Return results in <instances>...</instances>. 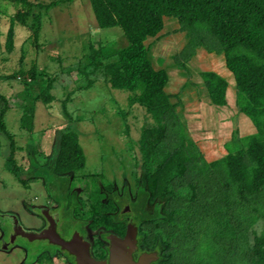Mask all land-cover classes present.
I'll return each instance as SVG.
<instances>
[{"label":"rangeland","instance_id":"374dc122","mask_svg":"<svg viewBox=\"0 0 264 264\" xmlns=\"http://www.w3.org/2000/svg\"><path fill=\"white\" fill-rule=\"evenodd\" d=\"M28 1L46 6L60 0ZM26 10L22 3L0 0V109L6 101L4 127L13 140L15 163L24 170L18 180L6 169L10 142L0 132V222L11 227L4 217L12 214L25 229H30L31 219L37 217L40 208H52L67 220L60 227L64 233L69 231L72 218L76 224L88 218L86 214L95 202L96 187L120 198L127 193L134 201L139 188L156 178L157 192L162 193L170 163L161 169L156 163L145 166L141 152L142 141L157 124L130 99V93L113 90L106 81V66L116 62L119 52L128 46L123 32L118 28L99 29L89 0L63 1L41 11L40 25L35 17L24 25L15 23L14 47L8 53L5 44L10 16L14 18ZM145 45L153 68L165 71L169 78L164 91L174 107L176 122L165 133L171 150L182 144L189 152L193 144L211 164L228 155L227 144L257 134L253 123L238 112L234 75L227 69L223 55L210 52L217 49V44L208 34L183 31L177 21L165 18L162 32L148 39ZM202 73H215L227 82L226 106L219 108L210 103ZM45 95L51 100L44 101ZM29 108L33 110L30 133L21 127L23 113ZM70 132L78 136L85 158L78 173L67 175L80 205L75 216L76 198L68 195L66 183H59L62 188H50L49 194L45 187L50 185L51 177L41 167L50 159L55 161L61 137ZM181 137L185 139L181 141ZM146 167H150L149 172ZM217 179L214 174L197 177L192 185L194 196L189 200L157 195L155 202L145 209L152 214L156 204L162 206L160 217L142 229L145 248L155 250L162 245L169 264H250L240 256H227L218 246V239L213 243L216 221H222L219 220L222 216L229 217L232 202L247 210L243 215L250 216L246 204L235 194L227 192V197L220 196L222 187ZM182 185H187L184 175H176L166 190ZM180 209L184 210L181 214ZM221 210L228 212L222 215ZM247 232L253 233L249 234V242L247 239L239 242L241 255L255 237L264 235V215L252 220ZM2 238L0 232V241ZM92 239L97 242L96 231ZM210 244L216 248L215 254ZM16 245L34 252L26 264H34L36 256H42L39 261L46 260L49 264V255L58 252L54 247L41 242L30 244L22 238ZM3 247L0 264L23 263L24 250L12 245L5 253Z\"/></svg>","mask_w":264,"mask_h":264},{"label":"trees","instance_id":"16d2710c","mask_svg":"<svg viewBox=\"0 0 264 264\" xmlns=\"http://www.w3.org/2000/svg\"><path fill=\"white\" fill-rule=\"evenodd\" d=\"M1 1L19 2L27 9L26 12H19L14 18L10 16L5 49L12 53L15 23L24 25L29 18L35 17L40 25L41 11L56 7L60 2L73 0H60L46 6L34 5L28 0ZM89 2L98 28L102 30L118 28L128 43V46L119 52L117 61L106 66L108 85L113 90L130 93L132 96L130 99L137 102L157 124L142 141L144 165L151 166L156 163L157 168L161 169L170 163L166 170L169 175L165 178L166 187L163 192H157L158 179L148 180L146 187L139 188L134 201L128 198L127 193L124 198L118 197L116 193L109 191V187L107 190L110 193H104L96 187L95 182L97 197L88 212L93 228L103 226L108 230L122 232L123 227H119L121 224L113 223L114 219L119 220V216L112 213L123 204L131 206L133 217L140 225L151 222L160 217L162 206L156 204L152 214L147 213L145 209L148 204L155 202L157 195L161 198L167 195L169 199L189 200L194 196L192 185L197 177L214 174L222 187L220 196L227 197V192L235 194L239 201L246 204L250 216L243 215L247 210L237 205L235 208V201L232 202L229 217L222 216L224 219H219L222 221H216L218 226L212 232L213 243H217L218 239V246L227 256H240L248 259L250 264H264V235L255 237L254 243H249L243 255L240 254L239 247L241 239L250 241L249 234L253 232L249 233L247 229L250 228L252 220L264 215V0H89ZM165 18L177 21L183 31L192 34L203 32L215 40L217 49L210 52L223 55L227 69L234 75L238 112L245 115L257 129V134L227 144L225 147L228 155L223 160L209 164L193 144H190L188 152L182 144L171 150L165 141V133L176 123L174 107L164 91L169 78L165 71H156L153 68L149 60V49L145 45L148 39L155 38L162 32ZM201 78L210 103L219 108L226 106L227 82L215 73H202ZM49 100L51 98L45 95L44 101ZM6 114L5 101V106L0 109V132L9 140L11 150L5 167L15 178L21 180L24 170L17 166L14 160L13 140L4 127ZM21 127L26 132L33 131L32 109L24 111ZM180 139L183 141L185 138ZM54 159L55 161H50L46 168L51 177L48 187L53 190L62 188L59 183H63L64 180L59 173H78L85 164L75 133L70 132L61 137L59 151ZM149 168L146 167V172H149ZM176 175H184L187 185L167 191L171 178ZM183 212V209L178 211L179 214ZM227 212L221 210L220 213L224 215ZM252 215L256 217L252 218ZM230 221L234 224H228ZM225 235L229 236V239L224 238ZM215 249L213 244H210V250L214 254Z\"/></svg>","mask_w":264,"mask_h":264},{"label":"flooded vegetation","instance_id":"af4514ba","mask_svg":"<svg viewBox=\"0 0 264 264\" xmlns=\"http://www.w3.org/2000/svg\"><path fill=\"white\" fill-rule=\"evenodd\" d=\"M50 161L53 160H48L47 163L41 167H44L45 170L47 168V165L50 163ZM40 166V165H39ZM69 173H73V172H65V173H59V176L61 178H63V183H66V187H68V195L75 197V195H77L76 193L72 192V189L70 187L71 185V180L69 177H67V175H69ZM41 179V178H39ZM47 192L49 193V187L46 186L45 187ZM50 194V193H49ZM51 197V195H50ZM96 195L94 197V199H96ZM52 198V197H51ZM54 201L55 199L52 198ZM77 201V198H76ZM104 202V200H103ZM59 205V203H57ZM125 205V206H124ZM80 208L79 205V201L76 204L75 210L74 211V216L76 214V211ZM129 215H128V214ZM114 215H118V221L116 219L113 220L114 224H121L119 225V227H123L122 232H117L114 230H108L107 228L103 227V226H99L98 228H93V224H92V220L89 219V215L88 213L86 214L88 216V218H84L83 222L80 224H76L74 223V218H72L69 221V231L66 232H60V227L63 228L64 227V222H66L67 220L65 219V216L60 215L59 213H56L52 208H40L38 210L37 213V217H35V219H31V223L30 225H32V228L29 229V227H27V229L24 228V225L22 223L19 222L18 218L14 215H10L9 216H5L4 218H6L7 222L10 223L11 227L5 225V223H2V228L0 227V232L2 233V239L0 241V248L2 245H4V250L5 253L7 251H10V249L12 248V245L14 247H18L21 248L22 250L25 251V259L23 261L22 264H26V260L29 258H32L34 255L33 251H30L29 249H26L22 246H17L16 242L19 238H22L24 241H26L27 243H33V244H37L38 242L43 243L44 245H48L51 247H54L56 249H58V252L53 254V255H49L50 257V263L49 264H77L76 259L74 256L70 255L67 251H63L59 246L54 245L52 243H50L49 240H29L28 238L22 237V236H17L14 239V234H15V223L17 224V227L20 226L25 232L28 233H32L30 232V230H35V232L33 231V234H41L43 232H45L48 227L50 226V223L52 221L55 222L56 224V229H57V233L60 235V237L65 240L66 242H71V240H73V238H75L74 236H76L75 240H78L76 246L78 248H80L82 251L84 250V248L86 247V244L88 245V249H89V255L90 258L92 259L91 263L92 264H110V249H111V242L109 240V237L112 235H115L116 237H118L119 239L123 240L125 238L126 235V231H127V227L129 225H133L136 229H137V237H136V249L135 251H133L132 254V259L135 262H138L139 258L142 255H155L152 256L151 261L149 264H169L168 259L166 258V255H164L167 251L166 249H162L161 247H163L162 245H160L159 249H155V250H151L148 248H145L144 246V242L146 240V237L142 236V229L144 227V225L150 223V222H145V224L140 225L138 220H135V218L133 217V213H132V209L131 206L129 204H123L120 208H118L117 211H115L114 213H112ZM127 214V215H126ZM37 224V226H36ZM73 228H72V227ZM8 227V228H7ZM36 228H41L40 230H37ZM91 228V229H89ZM94 231L97 232L98 234V240L97 242H94L92 239V236L94 235ZM93 234V235H92ZM79 238V239H78ZM13 241V243H12ZM16 245V246H15ZM8 253V252H7ZM164 253V254H163ZM42 256H36L35 258V262L34 264H48L46 260H42L39 261V259Z\"/></svg>","mask_w":264,"mask_h":264},{"label":"water","instance_id":"95a60500","mask_svg":"<svg viewBox=\"0 0 264 264\" xmlns=\"http://www.w3.org/2000/svg\"><path fill=\"white\" fill-rule=\"evenodd\" d=\"M17 236L28 238L29 240H49L50 243L59 246L63 251H67L70 255L74 256L77 264H92L93 261L89 255L88 245L82 251L76 246L78 240H71L66 242L57 233L56 224L54 221L50 223L48 229L41 234H33L25 232L20 226L17 227L15 223L14 239ZM137 229L133 225L127 227L126 235L123 240L115 235L109 237L111 242L110 249V264H149L152 256L155 255H142L138 262L132 259L133 251L136 249ZM79 239V238H78ZM13 243V241H12ZM92 261V263H91Z\"/></svg>","mask_w":264,"mask_h":264},{"label":"bare ground","instance_id":"6f19581e","mask_svg":"<svg viewBox=\"0 0 264 264\" xmlns=\"http://www.w3.org/2000/svg\"><path fill=\"white\" fill-rule=\"evenodd\" d=\"M144 176V175H143Z\"/></svg>","mask_w":264,"mask_h":264}]
</instances>
